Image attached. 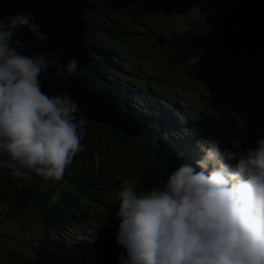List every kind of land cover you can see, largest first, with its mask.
<instances>
[{"label": "clouds", "instance_id": "1", "mask_svg": "<svg viewBox=\"0 0 264 264\" xmlns=\"http://www.w3.org/2000/svg\"><path fill=\"white\" fill-rule=\"evenodd\" d=\"M34 21L31 12L0 15V168L13 178L58 181L83 150L87 114L67 93H45L39 78L52 67L67 81L80 62L24 54L14 39L21 28L48 39ZM225 144L198 140L195 166L181 164L148 191L122 182L115 194L119 264H264V138L247 149L239 139Z\"/></svg>", "mask_w": 264, "mask_h": 264}, {"label": "bare ground", "instance_id": "2", "mask_svg": "<svg viewBox=\"0 0 264 264\" xmlns=\"http://www.w3.org/2000/svg\"><path fill=\"white\" fill-rule=\"evenodd\" d=\"M149 1H140L138 14L147 18L149 43L156 50L158 60V52L169 43L155 33L154 24L160 18L152 11ZM165 2L179 15L170 0ZM184 26L182 23L177 30L182 32ZM111 30L115 35L114 26ZM212 30L218 34L215 27ZM137 39L143 40L140 36ZM206 67L210 78L203 82L204 93L190 89V84L164 91L135 120L141 128L140 137L126 136L106 125L104 139L94 147L93 166L87 165L86 157L79 156L58 181L36 175L13 178L0 168V195L42 215L68 245L92 238L97 247L87 252L95 257L97 251L108 248L107 235L99 225L114 216L105 213L112 211V193L124 180H143L158 174L175 158L199 151L197 141L201 139L213 137L221 147H228L225 141L230 139L264 138V105L253 104L264 97V67L220 64L213 54L208 56ZM152 69L162 71L163 64L159 62ZM134 83L138 84L136 77ZM115 249L121 251L120 246Z\"/></svg>", "mask_w": 264, "mask_h": 264}, {"label": "rangeland", "instance_id": "3", "mask_svg": "<svg viewBox=\"0 0 264 264\" xmlns=\"http://www.w3.org/2000/svg\"><path fill=\"white\" fill-rule=\"evenodd\" d=\"M165 2L166 0H160ZM172 3L183 6L190 10V13L175 15L169 11H163L162 15L176 18L192 19L195 29L205 35H210L214 31L208 23L219 22L217 11L208 3H198L201 0H170ZM194 15H200L202 19H196ZM142 19L144 16L139 15ZM221 35V33H218ZM237 60L227 57L222 62L218 56L215 60L220 64H227L234 67H245L259 65L264 67V54L257 50L259 59H252V55L245 51L239 52ZM255 106L264 105V97L253 102ZM256 140L241 141V147L247 149L254 146ZM235 151V149H232ZM200 151H192L179 156L171 161L164 170L147 179H135L137 181V191H148L152 186L165 180L169 173L181 164L188 163L195 166V161L200 157ZM199 170V169H197ZM122 183L112 193L110 208L115 212L112 219L106 224L99 225L103 234L107 235L108 248L97 251L95 257H90L89 249H95L94 242L76 241L68 245L66 241L55 231L53 225L45 221L42 215L24 209L3 195H0V264H119L120 254L115 249V236L119 224L117 216L119 200L116 192ZM75 261L72 262L71 259Z\"/></svg>", "mask_w": 264, "mask_h": 264}, {"label": "water", "instance_id": "4", "mask_svg": "<svg viewBox=\"0 0 264 264\" xmlns=\"http://www.w3.org/2000/svg\"><path fill=\"white\" fill-rule=\"evenodd\" d=\"M39 0H20L18 3L21 12L27 10V12H31L35 15V18L41 16L42 20L45 22H49L54 18L53 8L50 7L48 0H42V4H38ZM207 3L209 0H206ZM233 1V3H232ZM217 3V1H214ZM219 3L222 4L221 9L223 12L227 14L226 17H222L219 21V24L223 27L227 28V32L221 33V37L226 41L231 39L234 43L239 46V52L245 51L247 54L252 55V59H259V55L257 50H261L264 54V34L259 35L264 29V0H219ZM254 5V10H253ZM216 11V9L214 8ZM239 10L240 13L244 14L245 17H251L252 21L258 24L259 27L255 28V35L251 31V25L249 24L246 18L241 17L240 15L232 16ZM0 11H4L5 15H9V7L8 6H0ZM218 15V13H217ZM57 23H60V19L56 18ZM74 31L76 29V23H73ZM22 35H24V31H21ZM259 35V36H258ZM49 46L42 45V49L46 53L53 52L54 48H52L50 40ZM226 48V47H225ZM245 48V49H243ZM231 59L237 60V56H230ZM113 124H108L115 130H119L122 134L126 136H141V128L139 125L133 121L130 124H124L119 121L116 117H108Z\"/></svg>", "mask_w": 264, "mask_h": 264}, {"label": "trees", "instance_id": "5", "mask_svg": "<svg viewBox=\"0 0 264 264\" xmlns=\"http://www.w3.org/2000/svg\"><path fill=\"white\" fill-rule=\"evenodd\" d=\"M203 21H206V20H204V19H202ZM84 139H86L87 140V138H84Z\"/></svg>", "mask_w": 264, "mask_h": 264}]
</instances>
